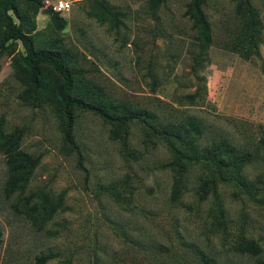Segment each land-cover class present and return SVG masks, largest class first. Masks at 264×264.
Segmentation results:
<instances>
[{"label": "rangeland", "instance_id": "obj_1", "mask_svg": "<svg viewBox=\"0 0 264 264\" xmlns=\"http://www.w3.org/2000/svg\"><path fill=\"white\" fill-rule=\"evenodd\" d=\"M69 1L4 6L35 49L61 55L72 96L146 114L162 135L75 108L72 150L60 75L44 67L34 90L8 41L0 144L29 160L9 189L0 149V264H264V0H199L206 33L192 0ZM247 242L259 252L237 250Z\"/></svg>", "mask_w": 264, "mask_h": 264}, {"label": "trees", "instance_id": "obj_2", "mask_svg": "<svg viewBox=\"0 0 264 264\" xmlns=\"http://www.w3.org/2000/svg\"><path fill=\"white\" fill-rule=\"evenodd\" d=\"M8 0H0V13L6 23L7 29L3 35L0 36V51L5 47L6 43L10 40L16 41L20 40L25 48V53L21 54V60L26 66L29 81L34 90H38L41 87L40 76L42 69L49 66L54 72L60 75L61 83L56 88V95L62 104V137L65 143L72 149L76 150L77 143L75 141L73 127H74V109L80 108L86 111H91L99 114L106 121L112 123H126L132 120H138L144 123L150 131L155 134L162 135L159 130L154 128L152 125L147 123L146 114H131L128 116L109 114L104 107H101L95 103L84 101L81 98L72 96L70 90L73 87L72 74L69 71L66 62L55 51L47 49H35L31 38L23 33L19 26L12 20L11 16L7 14L5 2ZM189 13L193 18L196 26H199L206 33L208 27L207 20L204 17L200 9L199 0H192L189 5ZM166 139V138H165ZM168 145L174 150L176 157L181 158L179 150L175 147L174 143L169 141ZM16 147V146H14ZM13 147V142L8 140L0 144V149L4 152L6 156V164L8 166V180L6 182V187L11 189L9 185L14 186L20 174H25V163L27 164L29 156L21 151H17ZM177 153V154H176ZM178 155V156H177ZM23 172V173H22ZM23 177V176H22ZM240 252H249L252 254H257L259 249L253 246L251 243H242L237 247ZM38 264H45V258L39 256L36 258ZM60 264V263H55Z\"/></svg>", "mask_w": 264, "mask_h": 264}, {"label": "built area", "instance_id": "obj_3", "mask_svg": "<svg viewBox=\"0 0 264 264\" xmlns=\"http://www.w3.org/2000/svg\"><path fill=\"white\" fill-rule=\"evenodd\" d=\"M44 4L54 11L66 12L71 8L69 0H43Z\"/></svg>", "mask_w": 264, "mask_h": 264}]
</instances>
